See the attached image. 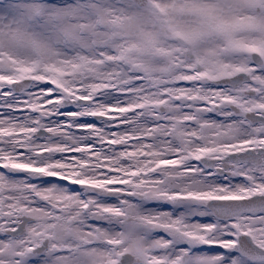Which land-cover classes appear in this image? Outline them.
<instances>
[{
  "label": "snow or ice",
  "instance_id": "6c2138e0",
  "mask_svg": "<svg viewBox=\"0 0 264 264\" xmlns=\"http://www.w3.org/2000/svg\"><path fill=\"white\" fill-rule=\"evenodd\" d=\"M89 8L13 0L0 24V248L8 264H92L61 243L117 232L151 244L144 264H264L255 240L264 246V130L253 131L264 118L249 121L224 83L208 84L214 94L204 98L187 79L160 88L190 92L159 93L152 74L119 59L116 41L98 42L92 17L102 6ZM229 28L216 25L221 34ZM257 100L264 113V89ZM250 135L261 147L241 151Z\"/></svg>",
  "mask_w": 264,
  "mask_h": 264
},
{
  "label": "rangeland",
  "instance_id": "374dc122",
  "mask_svg": "<svg viewBox=\"0 0 264 264\" xmlns=\"http://www.w3.org/2000/svg\"><path fill=\"white\" fill-rule=\"evenodd\" d=\"M90 5L89 12L102 6L100 15L93 16L99 26L96 28L98 42L116 41L113 47L120 53L119 59H127L135 67L148 71L159 93L175 95L180 92H190L191 89L160 88V85L170 84V48H187L194 36L198 37V47L207 54H214L216 48H241L247 52L251 48L258 49L264 55V0H150V8H139L130 0H82ZM13 2H3L0 7V24H7L11 19ZM213 9L212 17L203 15L206 9ZM261 12L257 13L256 9ZM81 26H88L87 20L80 21ZM228 24L230 28L226 34L218 33L216 25ZM191 48V47H190ZM248 49V50H247ZM240 55H243L240 53ZM239 69L255 72V84L250 87L261 93L264 89V76L253 68H247L246 59H239ZM215 70L205 69L203 77L198 81L197 93L214 94V90L207 88L206 78L214 74ZM173 84V83H172ZM257 130V127L253 131ZM170 164V161H162ZM135 175V174H134ZM141 184L148 190L154 191L158 186L155 182L142 180ZM167 195V193H164ZM187 197L195 199L211 198V194L200 195L198 192H187ZM195 223V222H192ZM185 227H188L187 225ZM49 234H45L44 239ZM91 236V239L88 237ZM119 238V239H118ZM73 239L80 241L71 247L73 251H81L90 257L92 264H115L122 254L138 255L145 260L150 255L151 244L144 240L136 245L127 243L126 238L120 237L119 232L114 236H96L95 234H74ZM118 239V242H117ZM101 241L104 247L82 249L81 244ZM257 244L259 236L255 237ZM18 245L23 243L16 238ZM9 253L0 248V256L4 257L0 264H8Z\"/></svg>",
  "mask_w": 264,
  "mask_h": 264
},
{
  "label": "flooded vegetation",
  "instance_id": "af4514ba",
  "mask_svg": "<svg viewBox=\"0 0 264 264\" xmlns=\"http://www.w3.org/2000/svg\"><path fill=\"white\" fill-rule=\"evenodd\" d=\"M3 2H13V0H3ZM214 54H207L201 48H196L193 50L190 47L187 48H170V84L175 83L181 80H199L201 78V74L205 69L215 70V75H223V74H232L236 70H238V66L240 64L239 59L243 57L246 59L245 66L247 68L251 67L256 72H259V68H257L254 64L253 57L251 53H246L245 50L241 48H216ZM264 52V49H263ZM179 53V55H177ZM242 53L243 55H240ZM212 75V74H210ZM182 93V92H180ZM197 95H201V98L206 96H211L213 94L210 93H196ZM261 93L257 92L254 94L236 91V95L240 97L238 100V104L241 109L246 112H257V105L261 102L257 100V96ZM171 95V94H170ZM246 98V99H245ZM250 110V111H249ZM262 114V113H258ZM250 121V120H249ZM260 130H264L262 126H257V130L255 132H259ZM250 143L243 144L240 148L241 151L245 149H253L255 147H261L259 144L258 137L256 135H250L248 137ZM234 143L239 144L240 142L234 141ZM226 148H229V151H235L236 149H232L229 146L225 145ZM171 163V161H170ZM200 195H206V192H198Z\"/></svg>",
  "mask_w": 264,
  "mask_h": 264
},
{
  "label": "water",
  "instance_id": "95a60500",
  "mask_svg": "<svg viewBox=\"0 0 264 264\" xmlns=\"http://www.w3.org/2000/svg\"><path fill=\"white\" fill-rule=\"evenodd\" d=\"M134 3H136L140 8H150L151 3L150 0H131ZM257 12H260V9H257ZM254 62L258 67L264 66V58L260 55L258 52L253 53ZM251 80L253 83V80L251 78V75L248 72H236L230 76H222V77H212L209 79V83H224L227 84L230 87H233L234 89L241 88L243 86L247 85V81ZM249 92L253 93V90H249ZM248 118L251 119L253 122L256 120H259L261 118H264L263 115H257L254 112H250L247 114ZM21 235H17L16 238L21 237ZM257 250L264 252V249H262L260 246L257 245ZM140 259H138L136 256L131 254H124L122 255L119 260L116 262V264H136L139 263Z\"/></svg>",
  "mask_w": 264,
  "mask_h": 264
},
{
  "label": "bare ground",
  "instance_id": "6f19581e",
  "mask_svg": "<svg viewBox=\"0 0 264 264\" xmlns=\"http://www.w3.org/2000/svg\"><path fill=\"white\" fill-rule=\"evenodd\" d=\"M252 51V49H250Z\"/></svg>",
  "mask_w": 264,
  "mask_h": 264
}]
</instances>
